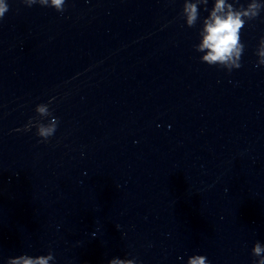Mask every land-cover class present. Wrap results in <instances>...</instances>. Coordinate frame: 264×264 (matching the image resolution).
<instances>
[{
    "label": "water",
    "instance_id": "95a60500",
    "mask_svg": "<svg viewBox=\"0 0 264 264\" xmlns=\"http://www.w3.org/2000/svg\"><path fill=\"white\" fill-rule=\"evenodd\" d=\"M0 18V264H251L264 241V11L231 71L199 59L181 0H9ZM53 97L46 141L24 129Z\"/></svg>",
    "mask_w": 264,
    "mask_h": 264
},
{
    "label": "clouds",
    "instance_id": "9594fccd",
    "mask_svg": "<svg viewBox=\"0 0 264 264\" xmlns=\"http://www.w3.org/2000/svg\"><path fill=\"white\" fill-rule=\"evenodd\" d=\"M27 5L40 3L62 11L66 0H22ZM9 0H0V18L9 9ZM264 11V0H181L179 15L188 26H196L197 39L193 47L200 53L199 59L210 65L231 71L241 64L245 41L241 38L242 27ZM256 64L264 65V34L258 37L254 48ZM39 101L34 105L35 116H29L24 129L35 126V133L43 140L52 136L58 126L59 117L53 114L50 102ZM251 264H264V241L256 239L251 246ZM53 251L30 253L21 251L7 257V264H54ZM82 264H90L82 261ZM106 264H138L129 255H112ZM142 264V261H139ZM184 264H211L206 253L193 251L187 255Z\"/></svg>",
    "mask_w": 264,
    "mask_h": 264
}]
</instances>
